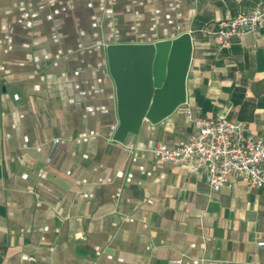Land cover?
I'll return each instance as SVG.
<instances>
[{
    "label": "crops",
    "instance_id": "crops-1",
    "mask_svg": "<svg viewBox=\"0 0 264 264\" xmlns=\"http://www.w3.org/2000/svg\"><path fill=\"white\" fill-rule=\"evenodd\" d=\"M260 1L0 0V264H264V189L152 151L217 114L264 135V27L211 34Z\"/></svg>",
    "mask_w": 264,
    "mask_h": 264
},
{
    "label": "built area",
    "instance_id": "built-area-1",
    "mask_svg": "<svg viewBox=\"0 0 264 264\" xmlns=\"http://www.w3.org/2000/svg\"><path fill=\"white\" fill-rule=\"evenodd\" d=\"M216 27L211 34L223 45L232 37L258 32L264 27V0L250 11L219 20ZM195 127L190 136L173 146H155L152 151L157 161L191 171L204 169L206 183L214 191L231 184L232 179L246 189H264V135L252 133L245 122L227 119L223 114L198 118ZM257 245L264 246V239ZM170 262L180 264L181 260Z\"/></svg>",
    "mask_w": 264,
    "mask_h": 264
},
{
    "label": "water",
    "instance_id": "water-1",
    "mask_svg": "<svg viewBox=\"0 0 264 264\" xmlns=\"http://www.w3.org/2000/svg\"><path fill=\"white\" fill-rule=\"evenodd\" d=\"M153 47L150 44L146 45H113L110 46V55H116L121 50H130L132 51H142L145 52L146 55H150L153 52ZM155 47L157 49V61L161 72L163 71V67L167 58V53L169 48L171 47L170 55L168 58V62L174 64L175 68L168 67L169 72H175L178 71V78L181 81L183 78V74L185 71L186 63L188 60V57L190 55V39L188 34H183L182 36L176 38L173 41H161L157 42L155 44ZM182 85V84H181ZM180 95V94H179ZM181 96H178V98H175L174 103L180 102Z\"/></svg>",
    "mask_w": 264,
    "mask_h": 264
}]
</instances>
